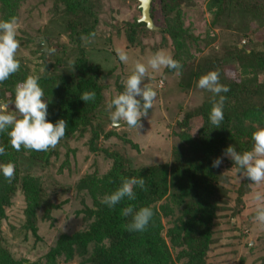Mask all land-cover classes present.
<instances>
[{
	"label": "trees",
	"instance_id": "trees-1",
	"mask_svg": "<svg viewBox=\"0 0 264 264\" xmlns=\"http://www.w3.org/2000/svg\"><path fill=\"white\" fill-rule=\"evenodd\" d=\"M28 1L0 0V20L14 19L17 22L22 7ZM203 1L206 2L212 27L227 28L233 10L247 15L250 22L264 26V0ZM108 2L51 0L47 9V24L43 25V29L36 28L38 34L34 35L25 32L23 35L21 31L23 36H16L21 46L32 47V54L41 59L42 69L34 77L39 78L44 92L46 119L53 123L59 119L66 121L65 136L59 143L77 130L80 135L89 132V150L102 152L104 157L111 159L110 167L103 174L92 172L73 182L75 197L83 205L80 210L83 227L70 234H57L37 263L177 264L183 260L182 264H205L209 246L215 243V228L222 221L230 224L232 218H241L242 197L249 189L250 181L237 173L234 162L224 152L228 146L240 152L250 150L252 131L264 126V40L262 48L249 39L248 48L247 45L235 44L221 57H196L195 53L201 54L216 39V36L209 35L207 29L204 35L197 34L193 23L186 22V8L194 6L196 0H151L150 16L154 28L162 39L169 42L172 58L181 65L178 72L163 69V72L176 75L179 86L176 90L183 92L196 86L197 80L210 71L217 72L219 82L229 90L221 93L225 99L220 128H213L208 119L218 97L202 89L201 104L184 113L182 120L176 122L179 142L172 148L171 160L135 168L128 164L124 151L108 150L96 143L101 133L98 119L102 118V109L99 108L107 87L102 83L101 66L89 61L87 47L99 32V24L111 25L107 19L110 16ZM138 18L134 16L131 21L121 23L130 44H134L141 28L151 31ZM62 34L66 36V42L57 41ZM44 40L48 45L46 51ZM47 55L50 61H47ZM18 60L19 70L0 84V101L13 99L16 84L32 76L22 58ZM228 65L237 68L234 74L229 71L232 67ZM86 91L94 92L95 99L88 102L81 100L80 95ZM9 107V111L14 110L11 104ZM192 121L198 123L194 134L190 132ZM58 144L47 152L24 150L23 147L16 151L9 145L7 134L0 133V146L5 148L0 164L11 163L14 167V177L10 182L0 177V219L8 220L6 210L13 205L17 194L21 195L23 202L20 208L22 223L10 222L13 230H25L26 233L29 227L36 235V210L44 208L45 214H48L50 209L59 207L52 202L50 195L43 196L40 173L47 170L50 158H59ZM218 157L222 163L214 168L212 161ZM232 174L243 178L239 187L233 190L234 196L230 195ZM141 177L145 186L134 189L135 200L125 199L113 209L100 203L103 196L114 191L122 180ZM64 189L68 190L61 188L62 191ZM85 198L91 199L90 207L85 205ZM163 199L166 201L157 205ZM129 204L135 208H152L153 217L145 231L126 230L125 225L131 218L122 216L121 209ZM161 215L169 218L170 223L164 235ZM252 250L249 249L248 253ZM248 253L240 256L236 264H244ZM0 264L24 262L14 259L7 246L0 243Z\"/></svg>",
	"mask_w": 264,
	"mask_h": 264
},
{
	"label": "rangeland",
	"instance_id": "rangeland-1",
	"mask_svg": "<svg viewBox=\"0 0 264 264\" xmlns=\"http://www.w3.org/2000/svg\"><path fill=\"white\" fill-rule=\"evenodd\" d=\"M50 3L51 0H29L25 7H22L21 17L16 22L17 36H23L24 32L38 34L36 28L43 29V25L47 24V9ZM108 3L107 12L110 11V16L107 19L111 25L99 24V32L87 47L88 59L101 66L102 83L107 87L104 90L103 104L99 108L102 109V118L98 119L101 133L96 142L97 146L108 150L124 151L128 164L135 168L169 162L172 157V148L179 142L176 122L182 120L184 113L192 111L201 104L203 91L193 84L189 85L193 86L187 91L176 90L178 85L175 74L163 72L164 68L159 72L149 69L148 76L142 81V85L146 84L155 90L156 97L148 115L141 117V127L129 128L124 124L113 127L109 119L111 110L108 104L114 95L123 92L124 89L120 91V86L123 88L122 81L132 72L135 63L146 64L147 59L157 51H164L170 55L172 51L169 42L161 38L156 28L151 29L153 32L141 28L135 37L134 44H130L121 23L131 21L134 16L140 17L139 3L134 0H109ZM186 11V22L193 23L197 34L204 35L207 29L209 35L216 36L214 42L205 47L201 54L195 53L196 57H221L235 44L247 45L249 39L259 48L263 47L261 42L264 40V26L250 22L247 15L233 10L229 16L227 28H215L210 25V14L206 9L205 1L196 0L194 6L186 8ZM57 41L66 42V36L60 35ZM116 49H122L127 53V63L119 61ZM31 50L32 47L26 48L19 43L17 59L22 58V62L29 68L31 75L36 76L42 69L41 59L33 55ZM46 59L51 60L49 55ZM228 66L232 67L229 71L234 74L237 68ZM197 126L198 123L192 121L190 125L192 134L196 132ZM105 133L108 134L105 135ZM89 138V132L80 135V131L77 130L61 141L57 147L60 153L59 158H50L47 170L40 172L43 179V196L50 195L52 202L59 207L50 209L48 214H45L44 208L36 210L34 222L36 235L32 234L29 227L25 233V230H13L10 225V222L16 224V221L22 223L23 220L20 209L23 202L20 194H17L13 205L6 210L8 220L0 219V243L7 246L14 259L22 260L24 264H38L37 260L43 256L48 243L52 242L57 234H70L83 227L81 223L83 214L80 212L83 205L75 197L73 182L92 172L101 175L111 165V159L104 157L102 152L94 153L89 150ZM232 176L230 195L234 196L233 190L239 187L243 178L234 174ZM249 183L248 192L242 197L241 218H232L230 224L222 221L215 228L213 235L215 243L209 246L205 264H236L240 256H244L249 249L253 248L251 253L244 257V264H264V226L253 220V204L250 195L255 186ZM62 187L68 190L62 191ZM256 190L264 191V185H260ZM165 201L163 199L157 205ZM85 205L90 207L91 199L85 198ZM160 217L164 235L170 227L169 218L162 215ZM246 244L247 249H244ZM182 262L184 261L180 260L176 263L182 264Z\"/></svg>",
	"mask_w": 264,
	"mask_h": 264
},
{
	"label": "clouds",
	"instance_id": "clouds-1",
	"mask_svg": "<svg viewBox=\"0 0 264 264\" xmlns=\"http://www.w3.org/2000/svg\"><path fill=\"white\" fill-rule=\"evenodd\" d=\"M17 30L14 19L0 20V84L20 68L17 59L19 48ZM116 55L120 62H128V55L124 50L116 49ZM163 68L178 72L181 65L164 51L155 52L147 59L146 64L135 63L132 72L122 81L123 92L114 95L108 104L111 110L109 119L113 127H119L121 124L129 128L141 127V117L148 115L156 97V91L146 84L142 85V81L148 76L149 69L159 72ZM38 81V77H26L16 84L13 99L0 101V133L7 134L9 145L16 151H20L23 147L24 150L47 152L55 148L65 136V120L59 119L53 123L46 119L47 103ZM196 86L218 97L210 109L208 119L213 128H220L224 119L225 99L221 93L228 92V87L219 82L218 73L215 71L202 75L197 80ZM80 99L84 102L92 101L95 99V93L83 92ZM10 104L14 108L13 111H9ZM251 141L250 150L240 152L235 147L228 146L224 155L234 162L237 173L246 177L251 182L249 183L251 186H255L250 195L253 220L264 226V191L256 190L260 185H264V126L252 131ZM4 154L5 148L0 146V156ZM221 163L222 160L218 157L212 161V167H219ZM0 177L9 182L12 180L14 167L11 163L0 164ZM144 186L145 181L142 177L124 179L114 191L105 194L100 203L113 209L125 199L135 200L134 189L137 187L143 189ZM121 215L131 218L125 225L126 230L143 232L149 226L153 210L148 206L135 208L129 204L121 209Z\"/></svg>",
	"mask_w": 264,
	"mask_h": 264
},
{
	"label": "water",
	"instance_id": "water-1",
	"mask_svg": "<svg viewBox=\"0 0 264 264\" xmlns=\"http://www.w3.org/2000/svg\"><path fill=\"white\" fill-rule=\"evenodd\" d=\"M139 1V8H140V17L138 18L139 22H144L147 28L152 29L154 28L153 21L150 16V4L151 0H138ZM44 51L47 49V42L44 40Z\"/></svg>",
	"mask_w": 264,
	"mask_h": 264
}]
</instances>
